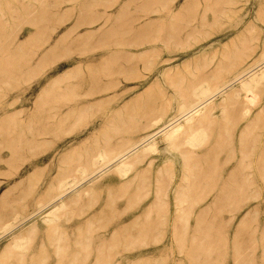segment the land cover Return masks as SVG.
I'll return each mask as SVG.
<instances>
[{"label":"rangeland","instance_id":"1","mask_svg":"<svg viewBox=\"0 0 264 264\" xmlns=\"http://www.w3.org/2000/svg\"><path fill=\"white\" fill-rule=\"evenodd\" d=\"M90 3L98 11L108 5L110 20L115 22L119 19L116 13L130 0H0L1 19L7 22L8 32L13 38L12 45L8 47L9 53L16 58L17 45L28 37L31 39L22 50L21 63L11 77L1 78L3 75L0 73L1 120L11 110L22 107L17 120L10 122L24 124L40 115L37 107L44 100L39 93L47 85L45 77L55 75L57 70L75 67L88 74L96 68L133 67L137 68L135 73L147 75L146 80L139 77L137 81L142 79L150 86L133 88L128 107L124 108L123 104L121 109L117 107L116 110L130 108L131 119L126 120V123L129 122L126 126L147 128V133L141 139L144 141L164 125L180 118L179 107L193 99V91L210 84L220 86L242 67L264 70V0H138L131 6L138 15L132 18L129 25L123 18L119 20L121 25L113 27L109 37L80 42L73 34L64 38V44L57 53L59 55L45 54L59 39L60 35L54 34L61 24H55L53 31L52 26L48 25L45 31L39 32L26 22L28 8L33 7L32 11L37 13L48 11L47 16L53 20L60 18L61 7L73 8L74 15L67 24L69 26L77 20L79 6ZM162 4L173 12H182L178 35L173 39H153L146 43L144 36L150 32L158 35L162 20L168 19L161 8ZM150 10L153 12L150 13ZM103 22L101 20L97 24ZM62 29L63 32L66 30ZM168 29L167 25L164 33H168ZM77 40L79 46L75 45ZM47 41L48 45L42 48ZM139 43L141 45L137 46ZM37 47L40 50L37 51ZM149 48H154L152 63L145 61V56L137 55V52ZM69 50L71 53L63 56ZM43 54V76L36 80L34 62ZM3 57L0 40V69ZM166 58H172L173 65H180L179 71L159 72L155 79L161 82H151L152 71L144 68L162 67L161 60ZM102 72L105 75L102 79L106 89L104 94L111 93V84L117 81L126 83L118 75L119 71L114 72L116 74L113 76L104 74V71L98 73ZM174 83L179 86H171ZM257 85L252 90V98H248L246 92L240 89V83L236 82L212 100V110L194 125L197 129L196 141H200L190 151L194 157L190 156L187 161L194 166L182 167V157L177 149L163 153V143L159 144L158 152L153 151L149 155L154 164L160 165L168 158L174 162L173 178H170L173 182L163 185V218L156 213L146 215L143 208L153 198L151 194L143 200L135 188L126 192L119 190L117 177L110 175L97 185L95 193L79 199L64 211L66 215L63 213L60 227L69 238L60 243L63 249L60 255H56L50 241L51 232L40 223L27 252L23 249V253L9 251L2 255L0 251V264H240V260L242 264H264V240L261 239L264 229V80ZM107 88L110 89L107 91ZM139 95L140 98L136 99ZM3 102L14 103V107L9 104L6 110L7 105ZM244 107L250 110L246 116L241 114ZM224 109L228 111L224 112ZM110 110L108 107L79 124H66L62 129H52L43 136L44 143L38 146L34 157V162L46 160L49 163L40 188L52 182L60 173L68 172L67 164H74L82 150L100 147L101 144L95 140L113 137V132L107 127L111 121L121 118ZM185 121L178 119L171 126H189ZM6 123L4 121L1 131L11 129ZM204 128H208L205 144L203 142L207 136ZM163 134L166 133H158L145 146L155 145L156 139L162 138ZM1 155L7 159L9 152L3 150ZM51 157L53 160H50ZM167 169L171 170L170 167ZM7 170L6 165H1L0 195L5 192L9 182L3 174ZM143 177L138 175L135 179ZM153 177L152 174L146 175L147 179ZM179 187H183L180 190L184 194L191 196L185 200L181 212L175 199ZM18 196L20 192H10L3 203L0 201V209L5 202ZM216 201L219 203L213 205ZM187 202L194 204L188 208ZM248 210H256L258 214L255 220L248 223L241 237L233 242L236 226ZM196 221L202 223L198 225ZM89 222H94L92 235L95 241L99 239L100 228L107 229L108 244L84 251L76 238L79 241L85 235ZM195 227L202 236L193 244L191 238ZM8 239L9 236L1 240L0 248ZM235 251L239 254L237 258ZM24 255L26 263L19 260L24 259Z\"/></svg>","mask_w":264,"mask_h":264},{"label":"crops","instance_id":"2","mask_svg":"<svg viewBox=\"0 0 264 264\" xmlns=\"http://www.w3.org/2000/svg\"><path fill=\"white\" fill-rule=\"evenodd\" d=\"M136 1L138 0H130V3H126L125 7L116 13V17L119 19L115 22L110 20L108 5L104 6L101 11L95 9L92 3L79 6L77 20L74 24L72 23L73 25L69 26L67 24L72 20L74 9L61 7L58 14V16L63 17L60 23L61 26L54 34L61 37L58 36L59 39L53 46H50L45 54L56 55L59 48L64 44V37L67 38L73 34L79 38L80 42H87L96 37H109L113 27L118 26V24L121 25L122 22L119 20L123 18L129 25L132 18L138 15L131 9V6ZM167 7L165 4L161 5V8L168 16V19L162 20L161 32L158 35L150 32V34L144 36L143 39L146 40V43L153 39H173L178 35L177 28L182 24L179 19L182 12H173L174 10ZM149 12L152 13L153 10ZM220 13L222 12L220 11ZM101 20L104 22L97 24ZM167 25L169 31L164 33ZM82 27H85L84 30L81 29ZM62 28H66V30L63 32ZM66 32L69 33L67 34ZM48 43L49 41L45 42L42 48L47 46ZM77 43L78 40L75 44ZM140 45L141 43L137 46ZM153 49L141 50L137 52V55L145 56V61L152 63ZM38 50L40 49L38 48ZM69 53H71L70 50L64 53L65 55L63 56H67ZM45 54L34 62V66H38L34 72L36 80L43 76ZM105 61L117 62L116 60ZM173 61L172 58H166L161 60L163 63L162 67L148 66L144 68L146 71H152L151 82H161L155 79L159 72L166 70L174 73L179 71L180 65H173ZM129 62L131 63L132 60L130 59ZM136 70L137 68L133 67L96 68L91 69L90 71L93 72L88 74L82 73L79 68L75 67L63 71L57 70L55 75L45 77L47 85L39 93V97L44 98V100L37 107L39 113H41L40 115L30 118L24 124L10 122V120H17V116L24 108L22 107L8 111L9 114L4 119H0V121H7L5 125H10L11 127L6 132L0 131V167L1 165H6L8 168L3 174L9 181L7 189L0 195V201L3 203L12 191L20 192V196L12 201L5 202L0 209V242L9 236V239L0 248L2 255L9 251L23 253L25 251L23 249H26L27 252L32 236L40 223L44 224L47 228L46 230L51 232L50 241L55 248L56 255H60L63 250L60 243L64 240L67 241L69 238L60 227L62 216L65 214L64 211L70 209L74 203L79 202V199L95 193L97 185L110 175L117 177L116 185L119 190L126 192L135 188L140 192L142 198H144L143 200L151 194L153 198L143 209H146V215L156 213L163 218V185L164 183L173 182V179L171 180L170 178H173L172 174L174 172L172 168L174 162L172 158H168L160 165L158 163L154 164V160L148 158L153 152H145L146 142L142 143L141 140L148 129L126 126L129 123H126V120L131 119L130 108L116 110L117 107L121 109L123 104L124 108L128 107V100L132 99L133 88L150 86V84H145L146 82L142 81V79H147V75H139L135 73ZM100 71H104V74H109V76H113L116 74L114 72L119 71L117 72L118 75L122 76L126 83L117 81L111 84V89L107 88V91L110 89L111 93L104 94L106 89L102 85V79L105 75H103V72L98 73ZM139 77L142 79L137 81ZM160 85L162 86V83ZM171 86L177 87L179 84L174 83ZM3 104L7 105L5 106L6 110L9 104L14 107V103L3 102ZM108 107L111 109L112 114L121 118L120 120H115L118 122L111 121L107 127L108 130L113 132V137L108 136L100 141L95 140L96 143L101 144L100 147L82 150L81 154L76 157L74 164H67L68 172L60 173L52 182L43 184L44 186L40 188L39 184L44 181L43 176L49 167V163L46 160L39 163L34 162L36 151L39 150L38 146L44 143L43 136L47 135L52 129H62L66 124L76 125V122L92 118ZM122 124L123 126L121 127L120 125ZM208 128L203 129L205 137L207 136V139L203 142L204 144L208 140ZM196 131L194 127L185 126L172 139L165 138L167 135L163 134L161 135L162 138L156 139L154 151L158 152L160 149L159 144L163 143L164 147L161 148L163 153L164 151L165 153H170L171 149H177L182 157V167L194 166L187 163V161L192 156L190 151L195 146ZM3 150L9 152L7 159H4L1 155ZM53 157L50 160H53ZM171 163L172 165L170 166ZM169 167L171 170L167 169ZM151 174L154 177L147 179L146 175L149 176ZM138 175L145 177L135 179ZM93 224L94 222H89V227L85 229V235L79 241L78 237L76 238L77 244L81 245L84 251L93 246L102 247L108 244V241H106L108 239L106 235L108 231L105 227L100 228L99 239L95 241L92 235ZM25 256H23L24 259L19 260L26 263Z\"/></svg>","mask_w":264,"mask_h":264},{"label":"bare ground","instance_id":"3","mask_svg":"<svg viewBox=\"0 0 264 264\" xmlns=\"http://www.w3.org/2000/svg\"><path fill=\"white\" fill-rule=\"evenodd\" d=\"M20 4H22V3H20ZM28 9H29L28 10L29 14H27V16H29V17H28L26 22L30 26L35 27L39 32L45 31V29L48 25L52 26L51 30L53 31L55 29L54 25L61 23L62 18H63L62 16H60L59 19L53 20L47 16L48 11L46 12L45 10H43L42 13H37L35 10L32 11L33 7H29ZM79 21H81V20H79ZM66 33H65V35L68 36L67 34L69 32L67 34ZM30 37L32 38V36H30ZM64 38H66V37H64ZM0 40L2 41V48L4 50V57H3L4 59H3L2 67H1L2 70L0 69V73H1V75H3V76H1V78H4V77L10 78L12 73L15 71V69L20 65L19 63H21L20 60H21L22 50L24 48H26V46L29 44L31 39H29V37H28V39L26 38L25 41L23 43H21V45H17L16 48H17L18 54L16 55V58H14L13 55L10 54L8 51V47H10L9 45H12V43H13V38H12V36H10V33L8 32L7 22L5 20H2L1 15H0ZM75 45H77V44H75ZM75 48H77V47H75ZM37 67H35L34 70H36ZM262 80H264V70L256 69L255 67H246V68L242 67L230 79L226 80L220 86L215 87V84H210V85H208V87H203L200 90L193 91V94H194L193 99L190 102L184 103L183 105H181L179 107V117L180 118H177L176 120L164 125L162 128H160L154 134L150 135L145 140L143 139L144 141H142V143L150 141L158 133H163V132L166 133L165 135H167L166 137L168 139H172L182 129V126H175V127L171 126L178 119L186 120L185 121L186 124H188L190 127H194V125L200 123L203 120V118L212 110V100L216 96L223 94L227 88H229L230 86H232L236 82L240 83V89L246 92V94L248 95V98H252L253 88L257 87L258 86L257 84H259ZM60 82H62V81H60ZM197 88L199 89L200 87H197ZM233 93L231 94V96L234 95ZM137 98H140V95L138 97H136V99ZM227 111H228V109H224V112H227ZM249 111L250 110L248 107H244V108H242L241 114H243V116H246L249 114ZM3 127H4V121L0 122V131L3 129ZM195 140H196V138H195ZM199 141L200 140H197V141H195V143H197ZM154 150H155V145H148L144 149V151L147 153L153 152ZM181 188L183 189V187H179V190L177 191V194L175 197L176 204L178 205L177 209L179 212H181L184 209L183 206L185 204V200H188V198L191 197V196L189 197L188 195H186L188 193L184 194L182 192V190H180ZM158 198H159V192H158ZM204 198L205 197H203V199ZM217 200H218V197H217ZM218 203L219 202L216 201L213 205H217ZM187 204H188V202H187ZM193 204H194V202L188 204V208H189V206L192 207ZM257 214L258 213L256 210L255 211L248 210L245 213H243V215L241 216V218L239 220L238 225L236 226L234 236H233V238H234L233 242H235V240H238V238L241 237L242 233L246 230L248 223L251 220H255V216ZM205 216H206V213H205L204 217ZM201 217H203V216L201 215ZM200 219H198V220H200ZM196 222H198V221H196ZM200 223H202V222L199 221L198 225H200ZM196 225H197V223H196ZM208 225H209V223H208ZM186 228H187V226H186ZM186 228H184V229H186ZM200 236H202L201 233L199 235V230H198V228L195 227L194 233H193L192 238H191L192 243L194 244L196 241H198ZM210 238H211V236H210ZM261 239L264 240V229H262ZM208 240H209V238H208ZM235 246H236V243H235ZM238 255H239L238 251L237 252L235 251L234 256L237 258ZM239 263L242 264V260H240Z\"/></svg>","mask_w":264,"mask_h":264}]
</instances>
